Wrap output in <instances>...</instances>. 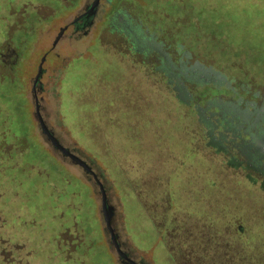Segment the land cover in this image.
Listing matches in <instances>:
<instances>
[{
	"label": "rangeland",
	"instance_id": "1",
	"mask_svg": "<svg viewBox=\"0 0 264 264\" xmlns=\"http://www.w3.org/2000/svg\"><path fill=\"white\" fill-rule=\"evenodd\" d=\"M60 1L0 0V43L9 41L21 56L0 71V215L11 240L27 242L19 255L25 261L33 253L35 264L121 259L109 244L100 188L81 180L71 162L51 156L34 117L36 101L49 129L103 175L108 204L118 207L113 222L146 264H233L232 249L246 255L238 228L264 224V196L200 161L186 110L159 74L149 77L110 34L101 36L97 27L73 38L70 28L54 47L83 4L66 8ZM123 1L146 21L204 44L221 62L264 83V0ZM6 143L21 154L6 160ZM140 144L150 146L149 163Z\"/></svg>",
	"mask_w": 264,
	"mask_h": 264
},
{
	"label": "flooded vegetation",
	"instance_id": "2",
	"mask_svg": "<svg viewBox=\"0 0 264 264\" xmlns=\"http://www.w3.org/2000/svg\"><path fill=\"white\" fill-rule=\"evenodd\" d=\"M79 1L71 0L70 6L62 0L60 3L68 8ZM39 14L36 12L37 20H41ZM97 27L101 36L110 34L115 46H121L131 54L132 61L146 68L149 77L156 79L155 75L159 74V83L186 110V117L196 127L193 145L200 161L207 160L231 172L247 189L264 196V83L231 62H221L204 44L191 42L181 34L146 21L123 0H83L66 31L71 28V36L79 38L88 36ZM11 57L17 64L21 56L4 40L0 43L1 72ZM51 132L59 142V147L49 143L51 156L60 163L71 162L83 173L84 176L76 174L81 180L91 184L94 190L99 187L102 196L103 192L108 196L104 177L95 171L91 159L75 147L67 146L54 130ZM4 146L2 156H7L6 160L13 152H22L14 144ZM111 207L115 214L118 207L112 204ZM116 224L114 221L113 233L124 254L118 263L146 264L135 254L130 242L120 236L117 220ZM105 228L108 237L111 235L109 244L114 246L107 224Z\"/></svg>",
	"mask_w": 264,
	"mask_h": 264
},
{
	"label": "trees",
	"instance_id": "3",
	"mask_svg": "<svg viewBox=\"0 0 264 264\" xmlns=\"http://www.w3.org/2000/svg\"><path fill=\"white\" fill-rule=\"evenodd\" d=\"M163 17L168 18L167 15H163ZM102 80L104 81L103 78ZM130 125H132L131 120H129V126ZM139 129L141 132L144 129L145 132L146 127L139 126ZM142 134L144 135L143 132ZM2 143H4L3 139L1 144ZM133 146L134 145L129 146L128 150L133 148ZM141 147L144 148V154L149 153L147 156L148 161H146L147 163H149L152 160L151 159L152 152L149 149L150 146L148 144H143ZM0 216H3L5 218L3 222L0 223V264H35L31 261V257L33 256V253L27 252L28 254H30L29 256L30 259L25 257V261L19 255L23 246L27 248V244H26L27 242L25 238H23L25 242L22 244H19V242L17 243L19 239H17L16 241L11 240L9 234H7L5 230V228L7 227L6 217L4 216V214H1ZM254 227L255 228L257 227V230L258 229L262 230L261 233L256 232L257 230H255ZM238 232H239V236L237 237L242 241L241 243L244 244L242 247L244 248V250H249V251H246V255H245L241 252V250L235 251L232 249L230 251V254H231V261H233V264H264V224H260V225L254 224L248 230L245 228V226L242 225L238 228ZM218 264H232V263L227 261L225 262L219 261Z\"/></svg>",
	"mask_w": 264,
	"mask_h": 264
},
{
	"label": "water",
	"instance_id": "4",
	"mask_svg": "<svg viewBox=\"0 0 264 264\" xmlns=\"http://www.w3.org/2000/svg\"><path fill=\"white\" fill-rule=\"evenodd\" d=\"M67 29V26H65L64 28L61 29V32L59 33L55 43H54V47L58 44V42L61 40L62 36L64 35L65 31ZM44 61V60H43ZM43 63H41L40 66V70L38 75L35 78V85L39 82V80L42 77V74L44 72L43 69ZM35 119L37 120V122L39 123V127L41 129V134L42 136L45 138L47 143H51L53 146L59 147V142L56 139L55 135L51 132V130L49 129L48 125L46 124V121L44 120L42 113H41V107L40 104L38 103V101H36V112L34 114ZM65 152H67V150H64ZM102 212L104 214V221L107 224L108 229L110 230V232L112 233V237L114 240V246L118 252V255L120 257H123V252L120 249V245L116 242V235L113 233V229H112V224H113V209L112 207L109 206L108 204V198L107 195L105 194V192H103V198H102Z\"/></svg>",
	"mask_w": 264,
	"mask_h": 264
}]
</instances>
